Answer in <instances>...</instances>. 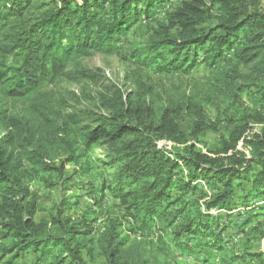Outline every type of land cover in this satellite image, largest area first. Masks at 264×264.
<instances>
[{
  "label": "trees",
  "instance_id": "trees-1",
  "mask_svg": "<svg viewBox=\"0 0 264 264\" xmlns=\"http://www.w3.org/2000/svg\"><path fill=\"white\" fill-rule=\"evenodd\" d=\"M171 1L0 0L1 95L29 99L43 85L66 75L74 56L113 53L123 34L138 21L142 8L147 14L154 6ZM262 1L218 0L221 14L214 17L205 0H180L166 11V23H159L156 40L146 51L145 60L160 59L159 68L166 72H188L201 58V63L215 67L213 89L242 105L243 120L226 123L227 136L214 151L206 153L196 145L202 132L218 131L220 122L208 117L202 103L188 100L184 107L157 108L145 96L134 100L120 94L103 101L110 113L101 115L95 126L77 128L79 138L73 139L68 127L60 130L67 156L57 164L49 157L40 132L34 133L20 115L9 113L0 103V232L11 242L0 248L1 256L10 255L2 264H14L30 250L50 243L62 245L66 253L57 264H87L83 254L92 248L93 239L88 236L96 218L74 221L64 215V207H56L50 221L37 222L39 197L27 181L32 173H61L66 162L79 161L94 150V144L107 145L110 153L104 167L114 172L112 179L100 184V194L110 192L133 220H168L178 202L183 204L181 211L190 204L196 217L185 231L197 233L210 227L213 209L231 211L240 192L248 210L256 207L251 200L264 197V127L247 139L251 155L238 149V144L250 121L264 124ZM212 18H218V23L202 29ZM162 46L170 47L168 54L159 50ZM227 51L232 54L226 56ZM12 56L20 57L18 66L8 65ZM244 91L259 97L261 111L245 105ZM36 110L48 128L55 126L53 113L44 112V107ZM182 117L187 120L184 124ZM160 139L187 144L185 154L160 149ZM198 180L210 187V194L202 192ZM121 224L114 221L107 235L109 263L136 264L121 256L126 242L119 239ZM251 260L264 264V251L252 254Z\"/></svg>",
  "mask_w": 264,
  "mask_h": 264
},
{
  "label": "rangeland",
  "instance_id": "rangeland-1",
  "mask_svg": "<svg viewBox=\"0 0 264 264\" xmlns=\"http://www.w3.org/2000/svg\"><path fill=\"white\" fill-rule=\"evenodd\" d=\"M179 1L156 5L147 14L142 8L138 21L123 34L118 49L113 53L94 52L88 56H74L66 75L54 83L43 85L31 98L13 100L0 93V103L4 104L9 113L20 115L34 133L40 132L49 157L57 164L67 156L63 153L60 130L68 127L71 137L79 138L75 132L77 128L83 125L95 126L101 115L110 113L103 106V101L115 99L120 94L134 100L145 96L157 108L173 104L184 107L188 100L202 103L208 117L219 119L220 122L218 131L202 132L196 145L203 152L214 151L221 139L227 136L226 123L230 119L235 122L243 120L245 113L242 105L232 97L213 89L211 82L216 77L215 67L201 63L199 58L197 66L188 72H166L159 68L160 59L155 62L145 60L148 46L154 44L158 35L156 30L160 29L159 23H166V11ZM205 2L214 17L221 14L218 0ZM261 8L264 10V0ZM217 23L218 18H212L201 27L206 29ZM169 49L168 46H162L159 50L168 54ZM231 54L232 51L226 52V56ZM7 63L18 66L20 57L12 56L7 59ZM243 71L248 72L249 69L244 68ZM241 97L248 108L261 111L263 104L253 92L244 91ZM42 107L44 112L54 114L56 121L53 128L47 127L41 112L36 110ZM185 118L182 117L180 123L184 124L187 121ZM263 127L262 123L250 121L244 135L246 139L241 140L244 142L241 151L250 148L247 139L260 133ZM46 136L49 140L45 139ZM189 141L195 142L192 139ZM174 143L171 153L185 154L187 144ZM93 149L86 152L79 161L66 162L61 173H32V178L27 181L39 197V210L35 215L37 222L50 221L56 207H64V215L74 221L96 218L92 234L88 236L93 239L92 248L89 253L84 250L83 254L87 264H110L106 239L114 221L122 223L119 239H125L126 242L121 256L129 262L257 264L256 260H251V255L264 251L263 196L252 199L251 203L256 207L252 206L248 210L240 200L241 192L238 193L231 211L213 209L210 213L217 224L210 218V227L197 233L185 231L189 221L196 217L195 208L190 204L181 211L183 204L178 202L170 210L173 215L168 220L160 221L154 217L142 223L128 216L110 192L105 196L100 194V184L112 179L114 172L104 167L110 153L107 145L94 144ZM24 163L30 168L27 161ZM198 185L202 192L210 194V187L203 180H198ZM199 195L200 192L194 198ZM4 245H11V242L2 237L0 232V248ZM65 256L62 245L50 243L37 251L30 250L14 264H57ZM0 257L2 264L10 255L1 256L0 250Z\"/></svg>",
  "mask_w": 264,
  "mask_h": 264
},
{
  "label": "built area",
  "instance_id": "built-area-1",
  "mask_svg": "<svg viewBox=\"0 0 264 264\" xmlns=\"http://www.w3.org/2000/svg\"><path fill=\"white\" fill-rule=\"evenodd\" d=\"M248 132H249V130H248ZM247 134H248V133H247ZM253 134H254V133H253ZM250 137H251V136H250ZM250 137H249V138H250ZM245 139H246V137H243V138H242V140H245ZM157 145H158V147H159L160 149H163V150H165L166 152L171 153L172 146H174L175 143L172 142V141H169V140H167V139H160V140L157 141ZM243 145H244V142L241 141V142L238 144V149L243 148V147H242ZM240 150H242V149H240ZM250 151H251V148H248L247 151H245V153L247 152V155L249 156ZM171 155H172V154H171Z\"/></svg>",
  "mask_w": 264,
  "mask_h": 264
}]
</instances>
